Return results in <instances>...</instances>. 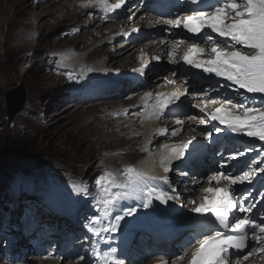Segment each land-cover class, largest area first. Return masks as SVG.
Returning a JSON list of instances; mask_svg holds the SVG:
<instances>
[{"label": "rangeland", "instance_id": "1", "mask_svg": "<svg viewBox=\"0 0 264 264\" xmlns=\"http://www.w3.org/2000/svg\"><path fill=\"white\" fill-rule=\"evenodd\" d=\"M56 1L61 0H47L45 2L47 5L43 3L34 5V0H13L9 3L0 0V19L4 24L0 28V154L8 152V145L17 141L25 155L24 158L17 160L25 159L21 161L24 165L31 164L30 166L35 165L34 167L51 165L58 170L67 167L84 171L100 157L107 156L119 146L125 150H132V147L130 141L124 139L120 132L111 133L109 128H104L106 126L103 123L101 125L94 123L93 119L99 111L92 110L94 105L91 103L82 108L72 106L64 114L65 108L56 105L55 101L64 89L65 83L54 74L52 69L54 64L47 60L49 59L47 55L50 52L73 48L81 53L79 57L82 60L95 64L101 62L100 57H104L103 59L110 62L109 65L105 63L104 67L122 68L124 64L119 63V66L113 64L114 59L116 60L122 52L113 54L111 47H101L104 44L109 45L108 42L104 40L96 42L99 38H93L92 34L87 33L91 29L85 30L75 40H61L60 36L66 23L76 18L82 19L84 14L77 13L75 0H71V3H68L70 0H62L64 2H59V5L54 4ZM10 4L12 10L26 9V15L18 26L4 23L3 10L5 5ZM92 29L93 33L96 28ZM20 30H23L24 34H20ZM24 42L29 43V47L21 53L19 48ZM103 54L114 59L109 61ZM20 86L24 88L27 105L24 112L9 124L6 117V93ZM89 124L93 128V134H89L82 142H77L79 138L74 140L77 130ZM149 131L151 133L153 129ZM125 152L127 151L121 153L123 158L134 157L124 155ZM8 158L10 156L6 157L3 163Z\"/></svg>", "mask_w": 264, "mask_h": 264}, {"label": "snow or ice", "instance_id": "2", "mask_svg": "<svg viewBox=\"0 0 264 264\" xmlns=\"http://www.w3.org/2000/svg\"><path fill=\"white\" fill-rule=\"evenodd\" d=\"M196 3V0H192ZM119 7V5L117 6ZM231 18L232 23L223 24L225 16ZM183 27L191 33H200L202 29L208 28L211 33H216L220 37L227 38L232 43L226 45L233 50L224 51L219 47L218 41H213V36L210 34L206 40L213 41L211 53L214 59L200 62L194 60L193 54L203 53L204 49L196 44L183 57L184 63L191 65L193 68L202 69L203 72L215 74L216 77H222L231 82L238 91L244 90L245 93L262 94L264 93V0H221L220 3L213 6L211 10L197 11L186 15L182 18ZM172 24L173 27H179L181 19L166 21ZM242 46V48H237ZM243 49L249 51L245 52ZM176 100H179V95L173 94ZM169 104L167 98L160 102L161 111ZM203 111V109H201ZM220 109L211 115L212 120H218L220 124L226 125L232 132L242 134L246 137H255L264 141V108L255 106H244L243 115H232L225 113L221 115ZM195 118V117H193ZM203 122V121H202ZM180 123V121H177ZM177 158L183 156V148L176 153ZM243 155L234 154L236 156ZM169 170L167 167L164 169ZM260 171L264 172V168ZM221 178L227 180L230 185L243 184L245 182L251 183L250 173L245 172L243 175L232 176L231 173H219L213 175L211 180L219 182ZM168 183L167 177L163 180ZM155 189L149 192V197L152 196ZM206 192L212 194L210 200L206 199L204 202L191 209L197 214H212L218 221L220 230L212 234L205 235L203 239L199 240V249L192 257V264H229L230 262V248L241 250L245 247V240L249 231L253 235V240L257 242L260 251H264V236L256 234L264 233V218L260 222H254L248 213H251L254 205L251 203L244 204L243 201L248 199V196L241 197V204L238 211L245 213L240 216L234 223L229 222V213L231 210L237 208L234 197L230 196L228 188H208ZM235 192V189H232ZM251 195V192L248 193ZM258 196L264 200V191H261ZM155 198L162 204L180 197L176 195H169L167 192H159ZM111 203V200L108 201ZM194 204L195 201H192ZM152 204V199H147L143 203L144 208H148ZM133 215V210L125 211L120 215H115L112 219L101 229L95 230L89 228V232H93L97 237L101 235V231L105 234V240L114 239L112 234L120 230L121 222L125 217ZM239 233L234 236L227 234ZM111 245L109 244V247ZM256 247L252 248V252L257 251ZM112 253L116 252L115 248L111 249ZM83 260L84 258L81 257ZM244 259H248L245 255ZM114 264H124V261L114 259Z\"/></svg>", "mask_w": 264, "mask_h": 264}, {"label": "bare ground", "instance_id": "3", "mask_svg": "<svg viewBox=\"0 0 264 264\" xmlns=\"http://www.w3.org/2000/svg\"><path fill=\"white\" fill-rule=\"evenodd\" d=\"M7 1L8 3L9 2H13V0H5ZM54 4L56 5H59V2H54ZM8 5V4H7ZM29 7V5H28ZM28 13V12H27ZM3 14H4V23H6L7 25H20L22 19L25 17L26 15V9H23V8H20V9H15V10H12V5L10 4L9 6H6L4 7V10H3ZM4 24L2 23L1 19H0V28L3 26ZM2 38V37H1ZM24 40V39H23ZM21 42V41H20ZM80 43V42H79ZM18 44V43H17ZM85 44V43H84ZM31 45V44H30ZM18 46V45H17ZM80 46V45H79ZM29 47V43L27 42H24L20 45V48H19V51H21V53L27 49ZM73 47V46H72ZM94 53V52H93ZM125 53H120L116 60L113 62V64H124L123 66H128L127 65V62L128 60L130 59L129 57L126 59H122L124 57ZM97 57V56H95ZM81 59V58H80ZM117 101H114V102H103V103H99L98 105H94L92 110H98V108L100 107H103L105 104H111V103H116ZM89 108V107H87ZM86 108V109H87ZM71 109L70 108H65V113H67L69 110ZM79 109V108H78ZM78 109H76V111H78ZM63 114V113H62ZM96 115V114H95ZM187 119V117H185ZM102 123V122H101ZM97 124V123H96ZM89 126V127H88ZM88 126H83L82 128H80V130H77V133L75 134L76 136L73 137V139L75 140L76 138H79L77 142H82L84 140H86L88 138V135L91 134L93 132V128L91 127V124H89ZM93 126V124H92ZM188 128H190L189 124L187 125ZM106 128V127H104ZM150 128L151 126L150 125H146L144 126L143 130L146 132V133H150ZM110 132V131H109ZM93 134V133H92ZM96 134V133H95ZM100 136V135H99ZM76 142V143H77ZM70 147V146H69ZM68 147V148H69ZM96 148V147H95ZM82 154V153H81Z\"/></svg>", "mask_w": 264, "mask_h": 264}, {"label": "water", "instance_id": "4", "mask_svg": "<svg viewBox=\"0 0 264 264\" xmlns=\"http://www.w3.org/2000/svg\"><path fill=\"white\" fill-rule=\"evenodd\" d=\"M10 97L15 98L14 103L11 101ZM6 99L8 106L7 116L11 122L24 109V106L26 104V96H25L24 88L20 86L14 90L9 91L7 93ZM17 159H20V157L11 155L10 158H8L4 163H3L4 160L1 161L0 174L7 173L12 170L20 169L22 168V166L24 167V164H22L21 161H25V159H21V160H17ZM12 160H14L15 162Z\"/></svg>", "mask_w": 264, "mask_h": 264}, {"label": "trees", "instance_id": "5", "mask_svg": "<svg viewBox=\"0 0 264 264\" xmlns=\"http://www.w3.org/2000/svg\"><path fill=\"white\" fill-rule=\"evenodd\" d=\"M8 152L0 154V162L3 161L8 156H17L20 158H24V150L22 149V146L20 144L18 145L17 141H13L8 145Z\"/></svg>", "mask_w": 264, "mask_h": 264}]
</instances>
